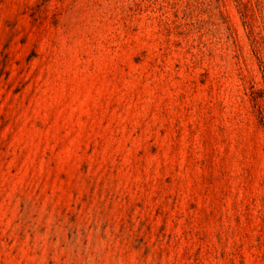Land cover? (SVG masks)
Instances as JSON below:
<instances>
[{"label":"rangeland","instance_id":"1","mask_svg":"<svg viewBox=\"0 0 264 264\" xmlns=\"http://www.w3.org/2000/svg\"><path fill=\"white\" fill-rule=\"evenodd\" d=\"M0 264H264V0H0Z\"/></svg>","mask_w":264,"mask_h":264}]
</instances>
